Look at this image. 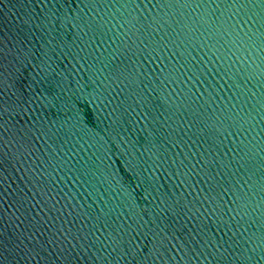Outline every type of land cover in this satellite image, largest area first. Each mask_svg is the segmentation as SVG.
Segmentation results:
<instances>
[{
  "label": "water",
  "instance_id": "water-1",
  "mask_svg": "<svg viewBox=\"0 0 264 264\" xmlns=\"http://www.w3.org/2000/svg\"><path fill=\"white\" fill-rule=\"evenodd\" d=\"M0 264H264V0H0Z\"/></svg>",
  "mask_w": 264,
  "mask_h": 264
}]
</instances>
